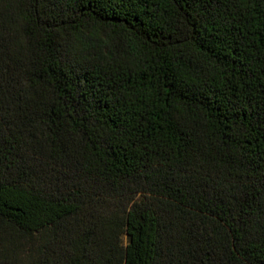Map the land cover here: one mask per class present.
<instances>
[{
	"label": "trees",
	"instance_id": "obj_1",
	"mask_svg": "<svg viewBox=\"0 0 264 264\" xmlns=\"http://www.w3.org/2000/svg\"><path fill=\"white\" fill-rule=\"evenodd\" d=\"M0 264H264V0H0Z\"/></svg>",
	"mask_w": 264,
	"mask_h": 264
}]
</instances>
